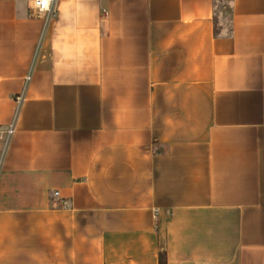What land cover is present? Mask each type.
Listing matches in <instances>:
<instances>
[{"label":"crops","instance_id":"0c3cea01","mask_svg":"<svg viewBox=\"0 0 264 264\" xmlns=\"http://www.w3.org/2000/svg\"><path fill=\"white\" fill-rule=\"evenodd\" d=\"M22 91L0 264H264V0H0Z\"/></svg>","mask_w":264,"mask_h":264},{"label":"built area","instance_id":"2783aa9c","mask_svg":"<svg viewBox=\"0 0 264 264\" xmlns=\"http://www.w3.org/2000/svg\"><path fill=\"white\" fill-rule=\"evenodd\" d=\"M59 0H31L32 7L42 15H45L46 25L55 14V5ZM32 75V69L26 75V82H28ZM24 100V91L16 95L15 98V114L13 121L5 129H0V172L8 152L11 138L16 131V118L20 111L22 102ZM55 195H59V191H55Z\"/></svg>","mask_w":264,"mask_h":264},{"label":"trees","instance_id":"16d2710c","mask_svg":"<svg viewBox=\"0 0 264 264\" xmlns=\"http://www.w3.org/2000/svg\"><path fill=\"white\" fill-rule=\"evenodd\" d=\"M159 263L160 264H166V255L164 252H160Z\"/></svg>","mask_w":264,"mask_h":264}]
</instances>
